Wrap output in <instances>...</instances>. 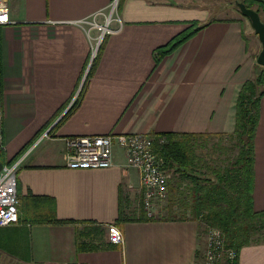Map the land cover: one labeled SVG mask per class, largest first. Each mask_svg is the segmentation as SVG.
<instances>
[{
	"label": "crops",
	"instance_id": "crops-1",
	"mask_svg": "<svg viewBox=\"0 0 264 264\" xmlns=\"http://www.w3.org/2000/svg\"><path fill=\"white\" fill-rule=\"evenodd\" d=\"M112 2L8 0L14 22L0 26L5 160L30 151L17 173L19 221L0 226V264H203L205 224L191 208L172 206L169 197L149 217L141 173L127 165L122 148L115 145L110 167L73 169L67 138L232 133L262 43L227 0H124L113 24L120 29L108 35L88 78L89 27L70 21ZM195 20L209 24L158 63L156 49ZM254 207L264 210V95ZM113 225L124 243L110 242ZM238 259L264 264V242L243 246Z\"/></svg>",
	"mask_w": 264,
	"mask_h": 264
},
{
	"label": "trees",
	"instance_id": "trees-1",
	"mask_svg": "<svg viewBox=\"0 0 264 264\" xmlns=\"http://www.w3.org/2000/svg\"><path fill=\"white\" fill-rule=\"evenodd\" d=\"M236 1H242L248 7L256 9L264 22L263 3L258 0ZM123 2L124 0H118V12ZM208 24L192 21L190 27L168 44L156 49L157 62ZM108 35L103 38L92 60L88 78L97 67ZM260 67L262 69L256 72L254 79L244 84L239 94L236 127L232 133L169 132L159 134L165 136L166 141L162 145H156L162 167L171 175V205L179 204L181 207L191 208L193 218L199 219L205 226L220 228L228 246L238 251V257L243 246L264 242V210H256L254 207L255 144L260 122V100L264 95V88H260L264 84V66ZM85 88H81L72 108L78 105ZM213 138H218L219 141L230 138L238 148V153L224 166L211 165L197 153L199 146H206ZM217 147L222 148V145L218 144L213 148L217 150ZM4 151V148L0 151V167L7 163ZM183 187L187 189L188 199H183L180 195ZM54 220L58 221L56 218Z\"/></svg>",
	"mask_w": 264,
	"mask_h": 264
},
{
	"label": "built area",
	"instance_id": "built-area-1",
	"mask_svg": "<svg viewBox=\"0 0 264 264\" xmlns=\"http://www.w3.org/2000/svg\"><path fill=\"white\" fill-rule=\"evenodd\" d=\"M117 7L118 0H113L107 11L101 10L88 17L70 21L89 27L88 34L92 41L96 40L92 46V57L97 54L105 35L120 29V26L113 25L114 22H120ZM13 22L8 0H0V26ZM93 28H98L100 31L97 37L91 34ZM78 94L75 95L71 105L76 101ZM3 136V113L0 109V151L4 148ZM46 136L48 134L44 133L40 138ZM165 141V136L144 132L72 136L67 138L69 148L67 164L73 169L110 167L113 164L114 147L118 145L124 151L127 165L138 169L141 173L143 206L149 217H152L156 215V204L167 200L169 196V175L163 169L156 151V145H162ZM29 151L30 149L0 167V226H8L19 221L21 201L18 195L17 173ZM109 239L112 243H124V236L115 225L110 227ZM203 259V264H238V251L228 246L220 228L208 225L205 226Z\"/></svg>",
	"mask_w": 264,
	"mask_h": 264
},
{
	"label": "rangeland",
	"instance_id": "rangeland-1",
	"mask_svg": "<svg viewBox=\"0 0 264 264\" xmlns=\"http://www.w3.org/2000/svg\"><path fill=\"white\" fill-rule=\"evenodd\" d=\"M235 1L236 0H227V2H229L230 5L235 6L236 10L238 11V14L241 15V17H244L242 15L241 11L239 10L238 6L236 5ZM224 13L227 14V12H221V11L219 14L223 15ZM116 14H117V12H116ZM245 19H248V18H245ZM247 21H249V20H247ZM94 32H95L94 36L97 37L99 35L100 31L98 30V28H95ZM93 42L95 44L96 40H93ZM256 62H257V60H256ZM257 69L259 72V70L261 69L260 65L257 66ZM255 76H254V78H255ZM260 88H264V84H262L260 86ZM201 143L202 142H200V144ZM218 144L222 145V148L217 147V150L215 148H213L214 146H217ZM197 153L199 155H201L202 159L205 162H207L211 165L220 164V165L224 166L227 164L228 160L232 159L238 153V148L234 144V141L230 138H225L223 141H219L218 138H215V139L213 138V139L209 140V142L207 143L206 146H199L197 148ZM168 175H169V182L171 184L172 183L171 175L170 174H168ZM186 190L187 189H185L184 187H183V189L180 190L181 191L180 195H181V197H183V199L188 197V193ZM177 195H178V191H177ZM169 197H170V193H169ZM161 202H165V201H161Z\"/></svg>",
	"mask_w": 264,
	"mask_h": 264
},
{
	"label": "water",
	"instance_id": "water-1",
	"mask_svg": "<svg viewBox=\"0 0 264 264\" xmlns=\"http://www.w3.org/2000/svg\"><path fill=\"white\" fill-rule=\"evenodd\" d=\"M236 5L240 8L241 13L250 19L255 33L258 35V37L262 43V50L257 57V62L261 66H264V22L261 18V15L256 9L248 7L242 1H236ZM95 56L96 55H94L91 58L90 65H91L92 60L94 59ZM89 68H90V66H89Z\"/></svg>",
	"mask_w": 264,
	"mask_h": 264
}]
</instances>
